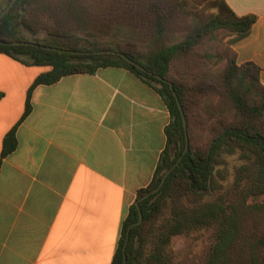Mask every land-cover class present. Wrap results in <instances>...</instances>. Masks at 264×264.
<instances>
[{
	"label": "trees",
	"instance_id": "16d2710c",
	"mask_svg": "<svg viewBox=\"0 0 264 264\" xmlns=\"http://www.w3.org/2000/svg\"><path fill=\"white\" fill-rule=\"evenodd\" d=\"M12 1L2 0V12ZM173 1H120L117 12L121 14L123 22L116 27L119 41H131L134 45L143 46L146 52L140 53L129 47L114 46V40L104 45L91 43L89 49H81L79 43L68 35L70 28L67 26L71 21L80 25L88 21L83 6L76 0H59L55 10L58 15L51 16L58 24L62 22V29L51 34L60 40L42 43L18 38L14 18L23 16L21 24L29 27V7L38 0H17L10 12L0 20V40L9 43L0 44V54L9 55L26 65L51 67L50 71L42 73L35 80L29 91L23 118L32 110V91L37 86L52 85L69 75L95 74L107 67L131 71L152 85L165 100L172 118L167 130L168 145L152 182L138 192L136 202L129 209L112 264L124 263L127 241L126 264H175L169 253L172 239L211 228L215 231V241L204 264H264V232L259 231L261 224H264V202H248L251 198L264 195V85L260 79L261 69L251 62L239 65L233 49L236 42L251 33L257 16L237 15L226 0H205L214 11L203 19L193 13L185 1L178 0L175 4ZM18 7H22L27 14L17 15L15 12ZM178 8L181 9L179 12L191 16V28L183 37L172 41L168 38V30ZM42 12L46 14L49 11L37 8L33 11V18L36 19ZM139 15L147 17L149 23L138 20ZM219 32L229 37L226 58L215 55L210 49L200 53L204 40H216ZM14 42H29L80 53L53 51L31 45H10ZM123 55L145 70L131 64ZM171 84L187 119L188 136V99L192 100L195 94L201 97L200 104L205 106L203 110L209 113L210 121H218L220 130L215 132L205 151L190 144L188 153L168 176L163 187L147 197L161 185L165 174L186 149L184 121ZM211 94H215L221 102H214ZM223 97L230 101L226 108ZM226 114L233 116L231 123H225L222 119ZM17 146L14 128L4 139L2 158L14 152ZM236 153L243 164L237 169L235 195L229 199L227 195H221L212 201H203L206 193L218 189L215 168L224 163L223 155ZM185 194L194 197L190 201L191 206L182 201ZM169 202L171 213L166 217L165 210Z\"/></svg>",
	"mask_w": 264,
	"mask_h": 264
},
{
	"label": "crops",
	"instance_id": "0c3cea01",
	"mask_svg": "<svg viewBox=\"0 0 264 264\" xmlns=\"http://www.w3.org/2000/svg\"><path fill=\"white\" fill-rule=\"evenodd\" d=\"M254 14L233 49L264 85V0H226ZM49 66L0 54V264H112L138 192L168 145L169 108L131 71L107 67L29 91ZM16 128L18 146L2 158Z\"/></svg>",
	"mask_w": 264,
	"mask_h": 264
},
{
	"label": "rangeland",
	"instance_id": "374dc122",
	"mask_svg": "<svg viewBox=\"0 0 264 264\" xmlns=\"http://www.w3.org/2000/svg\"><path fill=\"white\" fill-rule=\"evenodd\" d=\"M84 9L86 20L88 21L83 25H80L78 22L68 23V35L74 38V42L79 43L81 49H89L91 43H100L104 45L107 42L114 40V46L120 45L122 48L129 47L140 53H145L146 49L141 45H134L133 42L122 43L119 41L120 35L118 33L117 25L122 24L123 18L121 14L118 13L120 8L121 0H76ZM178 0H174L173 4ZM185 1L188 5V8L198 15L200 18L206 19L209 17L214 10H212L209 5L204 2L205 0H179ZM2 0H0V12H2ZM118 3V4H117ZM59 0H38L37 3H33L29 7V12H25L22 7H18L16 14L18 13L27 16L30 18V26L27 27L25 24H21L23 16H16L14 18V28L18 38L28 40V41H38L42 43L58 41L55 36H52L53 32L57 29H62V22L58 24L56 20L51 19V16L58 15L55 10ZM177 8V5H175ZM48 9L55 11L54 13L42 12L39 16L34 19L33 11L35 9ZM180 8H178L176 17L169 26L168 38L169 40L176 41L177 39L184 36L190 30L191 25V16L184 14ZM138 20L144 22L145 24L149 23L147 17L137 16ZM125 24V23H124ZM229 37L226 36V33L219 32L217 39L207 40L205 39L203 45L200 47L199 52L204 53L207 49L221 56L228 55V42ZM212 45V47H211ZM223 58V57H222ZM216 69V68H215ZM214 69V73L216 69ZM213 95V94H211ZM201 97L196 95L190 101V133H189V147L192 144V147L201 149L202 151L207 150L210 141L214 138L215 132H219L220 126L218 121L214 120L213 122L209 119V113H204L202 103L200 104ZM213 101L221 102L219 98L212 96ZM222 102L224 107H228L230 101L223 97ZM203 111V112H202ZM225 123H231L233 121V116L231 114H226L222 118ZM187 120V119H186ZM210 121V122H209ZM189 132V131H188ZM172 146L170 152L172 153ZM224 163L216 166L215 168V181L217 183V190L206 193L203 201H212L217 199L221 195H227L228 199L235 195L234 187L237 175V169L240 165L243 164V161L240 160L239 154H224L223 155ZM193 196L190 194H185L182 198V201L186 205H192L190 203L193 200ZM250 204L263 203L264 195L256 198L249 199ZM171 203L169 202L168 207L166 208V217L171 213ZM251 229L252 222L249 220ZM260 232H264V224L260 226ZM215 241V231L211 229H201L191 232L189 235L177 236L172 239L171 245L169 247V253L172 257V261L175 264H204L207 260L208 254L210 253L211 247Z\"/></svg>",
	"mask_w": 264,
	"mask_h": 264
},
{
	"label": "water",
	"instance_id": "95a60500",
	"mask_svg": "<svg viewBox=\"0 0 264 264\" xmlns=\"http://www.w3.org/2000/svg\"><path fill=\"white\" fill-rule=\"evenodd\" d=\"M17 2V0H13L11 2V4L0 14V20L3 19L9 12L10 10L12 9V7L15 5V3ZM0 44H3V45H8L9 43H5V42H2L0 40ZM10 45H31V46H35V47H40V48H43V49H48V50H53V51H60V52H67V53H80V52H75V51H67V50H62V49H57V48H52V47H46V46H40L38 44H35V43H29V42H14V43H10ZM124 56V55H123ZM131 64L135 65L136 67L142 69V70H145L140 64L130 60L129 58H127L126 56H124ZM158 78H160L159 76H157ZM171 89L176 97V100L178 101V104H179V107H180V110H181V113H182V117H183V121H184V127H185V131H186V139H187V143H186V149L184 151V153L182 154V156L179 158V160L176 162V164L165 174L162 182H161V185L156 189L154 190L152 193H150L148 196H150L151 194H154L156 192H158L162 187L163 185L165 184V181L166 179L168 178V176L173 172V170L178 167L180 164H181V161L183 160V158L185 157V155L188 153L189 151V136H188V124H187V120H186V117H185V113H184V110H183V107L181 105V102L179 100V97L178 95L176 94L175 92V89H174V85L171 84ZM141 221H142V216H141ZM140 221V222H141ZM139 222V223H140ZM138 223V224H139ZM127 244H128V241L125 245V249H124V263L123 264H126L127 262V255L125 253L126 251V247H127Z\"/></svg>",
	"mask_w": 264,
	"mask_h": 264
}]
</instances>
